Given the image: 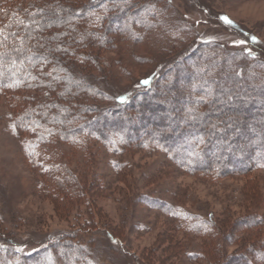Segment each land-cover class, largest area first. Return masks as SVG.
<instances>
[{"label":"rangeland","instance_id":"rangeland-1","mask_svg":"<svg viewBox=\"0 0 264 264\" xmlns=\"http://www.w3.org/2000/svg\"><path fill=\"white\" fill-rule=\"evenodd\" d=\"M149 2L156 5L152 14L130 24L125 34L112 32L110 47L92 50L87 40L82 42L81 52L100 54L96 56L101 60L92 65L84 61L79 69H99L93 79L105 83L109 96L61 90L67 87L62 86L67 78L55 59L36 66L31 90L0 92V242L14 241L4 252L13 248L27 254L51 245L52 259L41 264H62L68 259L65 241L79 237L91 243L101 264H207V258L220 264H264V168L225 176L190 172L192 148L196 151L198 144L189 133L171 150L152 140L126 147L120 134L102 145L87 143L82 150L71 138L62 142L51 130L55 121L41 113L44 109L57 113L65 105L112 106V96L124 92L129 99L138 98L146 90L140 86L141 77L155 71L171 74L175 67L193 70L186 60L179 66L181 48L203 45L210 55L206 44L220 43L225 49L244 52L248 37L264 46V0ZM21 3L26 6L37 0H0V16L8 18L9 7ZM220 14L239 29L222 25ZM195 60L194 56L189 62ZM207 67L204 62L199 69ZM54 72L58 77L52 76ZM187 80L177 78L176 88L184 91ZM192 82L191 97L209 101L198 91L207 83ZM64 92H68L65 104L58 97ZM15 93L25 95L26 101L17 102ZM186 102L176 104L185 107ZM25 105L35 107L34 112L28 111L32 126H21L15 135L12 109ZM190 116L183 113L180 119L186 125ZM151 123L135 121L137 127L143 125L141 135L169 130L166 124ZM187 140L192 141L184 149ZM210 154H218L216 148ZM54 168L58 172L61 168L62 180L53 177L58 175ZM59 236L63 239L57 240ZM68 247L74 251L72 244ZM0 264H5L3 259Z\"/></svg>","mask_w":264,"mask_h":264},{"label":"trees","instance_id":"trees-1","mask_svg":"<svg viewBox=\"0 0 264 264\" xmlns=\"http://www.w3.org/2000/svg\"><path fill=\"white\" fill-rule=\"evenodd\" d=\"M131 1L133 4H129ZM149 1L37 0V3L26 6L21 3L9 7V17L0 16V53H6L0 60V92L31 90L35 81L36 66L46 59H55L67 78L63 80L62 85L67 87L61 90L68 89L71 93L81 89L92 91L95 95L109 96V91L104 89L105 83L93 79L94 72L99 69H89L85 72L79 69L84 61L91 62L92 65L101 60L96 56L100 54L87 56L84 50L80 51L84 48L83 41L87 40V45L92 50L110 47L112 32L125 34L130 24L152 14L156 5ZM131 8L133 9L130 11ZM218 16L226 17L224 14ZM218 21L225 27L237 28L230 26L223 19L218 18ZM245 42L247 46L245 45L244 52L225 49L220 43L206 44L208 50L212 51L210 55L205 54L203 45L192 46V50L189 47L181 48L179 66L182 60H186V64H191L193 70L190 67H175L171 74L155 71L141 77L140 86L146 90L138 94L139 100L136 95L129 99V95L124 92L112 96L115 101L112 106L101 105L97 108L91 103H86L72 108L68 105L58 106L57 113L47 112L45 109L40 112L55 121V129L52 127L51 130L60 135L62 142H69L71 138L72 144L82 150H86L87 143L105 144L116 134L122 135V144L126 147L152 140L162 148L171 150L177 140L189 133L191 139L198 144L196 151L192 148L194 156L191 160L194 163L189 166L190 172H216L225 176L253 168H264V156H260L261 152H264V46L258 44L254 38L251 40L248 37ZM69 52L72 54L70 57ZM194 56L196 60L192 64V61H189ZM78 58L81 60H74ZM12 60H15V65ZM104 61L106 60L102 62ZM204 62L208 67L200 70L199 67ZM212 68H215L214 72ZM52 76L58 77L55 72ZM179 77L188 78L185 82L187 95H184L185 90L176 88L175 82ZM192 80H200L201 84L207 83V89L202 86L198 91L206 94L209 101L191 97ZM67 93L60 94L61 97L58 95L64 104L67 102L64 98ZM15 96L18 98L17 102L26 101L23 94L15 93ZM183 99L187 101L185 107L176 104ZM135 103L139 105L138 109ZM34 108L31 110L25 105L12 109L10 124L15 130V135H18L21 126H32L28 122L33 117H30L28 111L34 112ZM173 113L175 116H172ZM183 113L187 116L193 115L186 119V125L180 119ZM135 121L146 126L153 124L151 122L166 124L169 130L155 129L141 135L142 129L139 127L143 125L137 127ZM251 133L255 134L253 138ZM133 138L137 141L133 142ZM192 140H187V144L182 145V148L186 149ZM213 148L218 152L215 156L210 154ZM25 152L30 158L29 147ZM53 171L58 173L53 177L63 179L60 177L63 172L61 168L60 172L55 168ZM108 233L111 236L109 231ZM56 238L63 239L60 236ZM73 238L77 239L73 242L65 241L64 249L68 259L62 264H101L94 255L91 243L78 240L79 237ZM2 241L0 260L3 259L5 264H41L42 261L47 263L48 258L53 257L52 246H48L50 243L46 248L22 254L13 248H9L10 252H4L8 249L7 244H13L14 241ZM46 241L45 238L40 243ZM69 244L75 247L74 251L69 250ZM188 256L195 259L194 253H189ZM218 261L207 258V264H220Z\"/></svg>","mask_w":264,"mask_h":264},{"label":"snow or ice","instance_id":"snow-or-ice-1","mask_svg":"<svg viewBox=\"0 0 264 264\" xmlns=\"http://www.w3.org/2000/svg\"><path fill=\"white\" fill-rule=\"evenodd\" d=\"M221 19H223L226 23H231V21H229L227 17H222ZM5 39L7 38L5 37ZM5 55L6 53H0V60H2L3 56ZM12 64L15 65V60H12Z\"/></svg>","mask_w":264,"mask_h":264}]
</instances>
